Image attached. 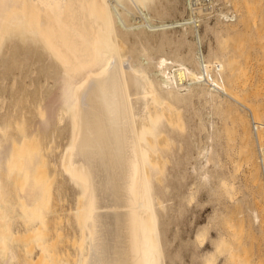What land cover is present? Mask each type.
<instances>
[{"label": "bare ground", "instance_id": "bare-ground-1", "mask_svg": "<svg viewBox=\"0 0 264 264\" xmlns=\"http://www.w3.org/2000/svg\"><path fill=\"white\" fill-rule=\"evenodd\" d=\"M167 3L164 16L178 8V0ZM157 8V0H0V58H8L6 44L11 49L15 39V45L22 41L31 48L26 49L29 55L32 47L45 52L49 64L42 89H57L51 104L40 99L0 118V264H38L31 256L36 245L42 250L36 260L40 264H176L180 254L171 248L168 233L194 196L182 189L194 150L202 161L189 165L199 183L209 185L214 197L236 200L227 180L219 184L223 191L211 184L208 164L219 167L220 151L229 153L223 144L230 139L221 145L220 137L232 132L241 139L234 137L242 142L240 150L236 145L239 153L252 155V99L236 92L247 81H239L238 63L221 64L223 58L219 61L212 47L205 54L199 27L185 18L177 21L182 30L177 41L164 31L165 23L159 34L147 29L155 27L148 16ZM215 16L221 30L206 18L203 33L226 44L237 26L221 20L229 17L219 7ZM188 33L197 39L188 40ZM207 105L216 118L233 120L235 131L220 119L228 132L221 135L224 130L220 133L212 116L207 129ZM203 130L210 143L195 146L193 136ZM62 136L68 144L59 160L61 172L80 189L70 208L78 227L73 260L64 252L53 256L44 240L48 217L57 214L52 188L58 160L53 157L55 139ZM174 170L181 176L172 177ZM20 224L24 233L16 230ZM199 230L195 241L202 244L206 235ZM210 259L205 264H213Z\"/></svg>", "mask_w": 264, "mask_h": 264}, {"label": "rangeland", "instance_id": "rangeland-1", "mask_svg": "<svg viewBox=\"0 0 264 264\" xmlns=\"http://www.w3.org/2000/svg\"><path fill=\"white\" fill-rule=\"evenodd\" d=\"M185 1L186 0H178L177 10L164 16L163 13L167 9L168 5L167 0H157V10H152V16H148L150 24L155 27L146 26L147 29L159 34L163 31L160 29V24L165 23L167 24V27L164 31L169 36H171L172 39L177 41L182 31L177 21L179 23H182L183 18H185V15L187 13L188 6L185 5ZM217 3V8L219 7V11L222 10L224 12L226 11L227 13V10H231L232 12L229 18L221 17V20L227 24L234 23L237 27L235 29V32L231 33L229 38L226 39V44H223L222 41H219V45L217 43L216 37L212 33H208L206 35L203 33L205 32L204 30L206 28V24L202 22L201 25L198 26L199 32L203 35L201 38L200 47L205 52V54L211 47L216 49L217 52L220 53L217 59H220L219 61H221V58H223L222 60H224L221 62V64L231 66L233 63L235 65L238 63L237 69H239V81L241 83L247 81L246 83H244L245 85L241 86L242 88L237 87L236 92L238 93V95H240V98H242L244 95L248 100L251 101L252 99V118L251 115H249V123H251L250 126L252 128V155L247 156L245 155V153L241 154V151L239 153L240 147L242 148V142L239 145L241 139H239V136L236 132L233 136V132L230 130L232 132V134L229 133L231 136L226 135L228 134V132H225L226 128L225 130L223 129L222 124L224 123L222 122L228 120V117L226 120L224 118H221L222 116L220 115L218 116V118H216L217 115L215 114L217 113H214L213 116V114L209 113L208 111L210 110V107L207 105V107L209 108L208 109L206 108V106H204V111L210 114L206 115V124L209 125L208 119L212 116L211 118L215 122V125L217 126L219 122L220 125H218L221 126H217L221 129L220 133L222 129L224 130L222 131L221 135L225 134L226 136L220 135V138L223 140H220L221 145L228 138H230L231 140L233 139V141L235 140V138L237 140H240L239 142H237V140L233 142L228 139L225 144H223L226 145L227 143V146L229 145V153H227V155L230 154V156H227L225 150L221 149V157L218 164L219 167H215V165H213L212 163L208 164L209 171L212 173L211 184L213 182V184L215 183L214 186L218 185L216 187L220 188L219 184L227 180L230 183V186L232 185V187L234 188L236 200L232 203H229V201L222 196L221 198L214 197V193L209 189V185H203L199 183L198 176H195L194 171L191 172L190 165L196 164L198 166L202 159L199 158L198 155L196 156L197 153L194 150L192 155L189 157L190 165L189 163L187 164L188 173H186L187 176L185 175L183 179L184 185L182 187V189L188 193L193 192L194 196L192 200H194H190V202L185 203L186 207L184 206L185 209L183 211V214L179 217L177 216L178 218L172 220L168 235H170L169 240L172 243L170 244L171 248L173 250L179 251L180 254L179 258H177L176 264H180L181 260V264H205V262L210 258V260L213 261V264H264V0H218ZM150 10L151 9H149V13ZM183 12L185 13L182 15ZM216 20V16H214V18L208 19L209 24L211 26L217 27L220 31L221 26H218V24L214 25ZM195 36L196 35L192 33H188V40L190 39L191 41H195L197 39ZM7 40L8 37H6L5 44L8 42ZM13 41L16 42V39ZM221 44H223V47ZM14 45L11 50L8 47V44H6L7 47H5V50L6 48L9 50L7 51V53H9V56L8 58L3 57L7 59H4L5 62L2 57L0 58V108H2L3 106V108L0 110V118H2V116H4L5 113L7 114L8 112V115L5 114L6 117H10L9 115H12L13 112L14 114H17L18 107H33L34 104H36L40 99H44V102H47L46 105H48L49 103L51 104V102H53L54 100L53 97H55V94L57 92V89L52 88L51 85L42 89V86H44V83L47 80V78L45 80V77H47L45 72L47 68L45 67H47V65L49 64L47 63L49 62V60L47 56L45 57V52L32 47L31 53L29 55L28 50L31 48L29 46L23 45L22 41H19V44H16L15 46ZM16 46L19 48H17ZM218 46H220V48ZM33 48H35L36 50H34ZM39 51L41 52V54L44 53V55H40ZM227 52L230 53V55ZM232 53H236V55L232 56ZM37 54H39L41 58L42 56L45 57V59L43 58V60L39 58L41 60L40 63L43 65V67L40 63H37L38 61H40L35 57H40ZM17 56H19L18 59ZM225 57H227L229 60L224 59ZM10 58L14 60H11ZM20 59L23 60L21 61ZM46 59L47 61L45 62ZM16 60L18 61V63ZM29 61H31V63ZM219 61L216 60L215 64ZM247 74L249 77L248 80L246 77ZM240 89H245L246 91H242ZM195 99H197V97H194V101L197 103L198 99ZM247 111L248 113H250L248 109ZM19 118L20 120H22V117L20 115ZM214 118H216L217 123ZM220 119L224 120L221 121ZM2 120L4 121V119H1L0 122H3ZM229 120L226 122V124L228 123V125L231 126L233 120H230L232 122H230ZM236 121V126L239 128L241 121H238V119ZM229 122L231 123V125ZM228 125L225 126L227 127ZM229 126L227 127L228 130L230 128ZM232 127L233 126H231V128ZM207 129H210V125L207 126ZM203 132L204 134L202 133V131H196L195 135L193 136V142L195 146L206 145V143L208 144L209 139H207L204 130ZM200 136H202V138ZM64 137L65 136L59 137L62 138L59 139L60 141L58 139H55L58 141V144H55L57 146L55 147V149H57V152L55 151V154L57 153L56 155H59V157L57 158V156H54L53 158H55V160L53 161L58 160L57 182L61 185H58L56 182L54 187L58 185V189H53L54 187L52 188V205H54L53 207L57 208V214H51L48 217L46 225L47 228L44 227V231H46L44 240L45 243L48 242L46 246H49L50 252L52 253L54 251L53 256L57 257V254L60 252L59 256L66 255V257L73 260L75 254V251H73V249H75L73 232H76L75 230H77L78 227L72 217L70 208L74 206L73 204L76 201V196L79 193H75L77 192L76 189L78 188L76 187L75 182L70 185V183H72V179L70 180V176L68 177L67 173H65V176L63 175L64 173L62 174L61 172L62 168L60 167L61 165L59 160L66 149L65 147L68 144L67 139L66 142L64 140ZM203 137H206L205 140ZM199 139L200 141L202 140L201 143ZM62 140L66 143H63ZM229 140L231 142H229ZM198 141L199 143H197ZM232 143H235V145L230 146L232 145ZM59 144H61L62 147ZM236 145L239 146V150L238 146ZM233 148H236V150ZM58 152H60L61 155ZM222 153L224 156L222 155ZM233 153L235 154L233 155V157H231V154ZM195 160H198L197 163H195ZM176 169H178V166H176ZM178 172L177 170H174L172 173V177L174 176V174H179L178 176H181V171ZM182 173L184 172L182 171ZM67 177L69 179H67ZM157 177L159 178V176ZM65 178L67 180H65ZM199 184L202 187H200ZM77 190L78 192H80L79 188ZM219 190L223 191L222 188H220ZM54 191L58 192V196L59 194L61 195L60 199L58 198V196H55V194L57 195V193H54ZM176 200L177 197L174 199V202L173 200L172 202H169H171V204L174 203L176 206ZM19 227H21L22 229L24 227L23 231H21L22 229ZM23 227L20 224L19 226H17L18 229L16 230L24 233L26 231V228L25 226ZM199 229H201V232L203 230L206 235V238L204 239L202 244H197V242L195 241V234L200 231ZM76 236L77 235H75V237ZM225 241L226 243H224ZM19 242L22 244L24 243V240H19ZM222 242L226 246L223 244L219 248L218 245L222 244ZM35 247L37 248L33 249V253H31V256L35 259L34 263L38 262V264H40L41 262L36 260L43 256H40L39 254L42 252V250L39 245H36ZM72 251L74 253H72ZM63 252L65 253V255L63 254ZM66 252H69V256L68 253L66 254ZM71 255L73 256L72 258L70 257Z\"/></svg>", "mask_w": 264, "mask_h": 264}, {"label": "built area", "instance_id": "built-area-1", "mask_svg": "<svg viewBox=\"0 0 264 264\" xmlns=\"http://www.w3.org/2000/svg\"><path fill=\"white\" fill-rule=\"evenodd\" d=\"M218 3L216 0H189L185 19L190 24L198 27L203 19L214 18ZM231 10H227V15L230 17Z\"/></svg>", "mask_w": 264, "mask_h": 264}]
</instances>
